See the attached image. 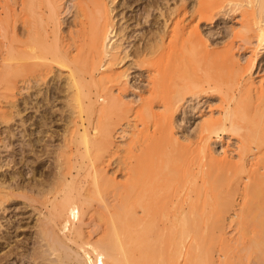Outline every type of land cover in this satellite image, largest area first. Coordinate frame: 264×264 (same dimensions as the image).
<instances>
[{"label": "bare ground", "instance_id": "1", "mask_svg": "<svg viewBox=\"0 0 264 264\" xmlns=\"http://www.w3.org/2000/svg\"><path fill=\"white\" fill-rule=\"evenodd\" d=\"M126 1L0 0V146L10 158L0 160V210L31 208L49 252L16 243L0 263L264 264V82L254 74L264 0H144L133 19L146 30L133 41L115 20ZM230 13L223 41L210 42L214 31L200 26ZM210 92L217 112L187 104ZM187 107L198 119L191 135L175 120ZM143 109L152 126L140 115L128 148L110 152L120 125L111 116ZM223 135L236 139L235 156L212 147ZM129 151L147 159L138 171L122 161L123 183L97 164ZM74 154L93 169L80 173ZM92 225L95 241L81 243Z\"/></svg>", "mask_w": 264, "mask_h": 264}, {"label": "rangeland", "instance_id": "2", "mask_svg": "<svg viewBox=\"0 0 264 264\" xmlns=\"http://www.w3.org/2000/svg\"><path fill=\"white\" fill-rule=\"evenodd\" d=\"M118 1L119 2L120 1L121 2H125V0H118ZM134 1H135V3H134ZM143 1L144 0L138 1V2H137V0H127L126 2H127L128 6H129L128 8L118 7L116 9V11H114V13L117 15V16L115 15V18H116L115 20L118 21V26L119 27H127L128 26L127 31L129 32L128 33L129 36H131V38L129 39V41H133L134 40V38L132 36L138 35V34H140V32H144L146 30V29L144 30V28H145V27H143L144 25H142V24L141 25H136L137 23H135L134 22L135 20L133 19L134 16L136 14L140 13L141 9L143 8V6H144L143 4H145ZM189 2H187V4L183 8H188L187 6H188ZM178 5H179V2H178ZM169 6L170 7H174L175 6V1L170 0ZM112 7H115V3H114V5H112ZM151 13H152V17L154 19L158 18V15H159V12L158 11L153 10V11H151ZM232 15L234 16V14L230 13V15L228 17H227V15L225 17H223V15L220 14V16H218V18H221V19L220 20L218 19V21L216 22V24L215 23L214 24H211V25L202 24L200 26L201 30L206 35H208L209 34L208 32H211V30L214 31L215 34L212 32L214 37L212 36V34L209 35V40H211L210 42L213 43V41H214V43H215V42H222L223 41V38H225L224 35L227 34V32H228L225 27L230 25V23H227V20L229 21V20H231V18H234ZM235 17H236V15H235ZM234 21H232V22H234ZM233 25L237 27V24H233ZM234 44L236 45L235 46L236 47L235 48V51L239 55H241V58H242V56H243V58H246V57L249 56L248 53H244L245 52L244 49L241 48V50H240V48L237 47V44H238L237 43V40L234 41ZM259 59H260V62L258 64L257 68L255 69V73L254 74H255L256 80L259 78V79H261L264 82V50H262V52L259 54ZM132 71H134V70H132ZM139 73H140L139 71L135 70V72H133L130 75V77L133 78L132 83L138 77ZM140 74H142V73H140ZM141 78L142 77H139V79L137 81H135V84H139V86H145L146 85L145 82L144 83L143 82H140L139 83V81H140ZM211 93L212 92H210V94L209 93H207V94L206 93H202L203 95L202 94L201 95L203 97L200 96L195 101L189 100L190 102L188 101L187 104L192 105L196 101H198L199 99H202V101L199 102L198 107H202L203 106L202 107L203 108L202 111L203 112L205 111V113L206 112H210V111L213 112V113H215V112L218 111V109L216 108V104H217V99L218 98H217L216 95H212ZM59 100H60V97L57 98V100H56L57 102L54 101L53 104H52V106H54V108H56L54 110L55 111L54 114L59 113V111L61 110V107H62V104H61L62 101L61 100H62V98H61L60 102L58 103ZM205 101H207L206 104H205ZM54 103H55V105H54ZM185 107H186V104H185ZM54 108H51L52 111H53ZM57 108H58V110L59 109L60 110L58 111ZM143 110H141V112L138 110V112H139L138 114L134 113L135 111L133 112L134 114L132 113V111H129V113L127 111H124V112L121 111V113L119 112L120 114L118 113V115H117V113H115L116 114V115L114 114L115 116L114 115L111 116L112 119L114 118L113 120L111 118H109V121L110 122H111V120L114 123H115V121L118 122V123L120 122L119 123L120 125L118 123L117 124L115 123L116 127H117V125H119V126L115 129V132L113 133V142L114 143H113V145H112V147L110 149V152H111V150H112V153H113V151H122V150H125L123 147L126 146V144L129 143V141L131 139V136H132V134H131L132 129L128 127L130 124H135L136 123L137 129H135V130H137V131H138V129H140V130L143 129V127H145V126L146 127L147 126H149V127L152 126L151 123L153 122L154 119L152 118L153 120L151 119V122H150V118H151L150 113L149 112H146L147 110L146 111L144 110L145 112ZM56 111H58V112H56ZM181 112H179V113L177 112V114L175 115V120L177 122V125L179 126L178 127L179 130L178 129L177 130L180 131V132L182 130V131H184L183 132L184 134L191 135L193 133L192 131H194V127H195L198 119L196 117L194 118L192 116V112L190 113L189 107H187V110H186L185 113H183V111H181ZM124 113H126V114H124ZM145 113L146 114L147 113L149 114V117H150L149 119L146 117L148 115H146V116L144 115ZM30 114L33 115V113H30ZM37 115H38V113H35L33 116H36V118H38ZM137 115H139V116H137ZM140 115H141V117H142V115H144V117H146V120H149L148 121L149 123L147 125L145 124L144 121H142V118H141V121H138L139 120L138 117H140ZM134 116H136L137 119H135L136 117H134ZM183 117H187V118H183ZM54 118H56V119L59 118V114L58 115L57 114L54 115ZM182 118H183V120H182ZM102 120H100V122ZM143 120H145V119L143 118ZM142 122L145 124V126H142V128H141V123ZM11 124H12V127L13 128H17L16 125L14 126L13 123H11ZM144 124H142V125H144ZM51 125L53 127L52 130L54 131V134L56 133L55 134L56 136H54V138H56V139L53 138V141L52 142H53V144H55V143L57 144V141L60 140V137H59L58 134H60V130L62 129V125H61L60 121L58 122L55 119L53 120V123ZM3 129H5V127L4 126L3 127L0 126V130H3ZM183 129H185V130H183ZM138 132H140V131H138ZM180 132H179V134L182 133V132L181 133ZM230 137H232V136H230ZM14 142H16V141H14ZM141 144H142L141 146L144 145V147H146V145H147L146 144V141L145 142H142ZM235 144H236V139L235 138H233V137L232 138H229L228 135H223V136H221L220 141L219 140L217 142L215 141V144H213L212 147L215 149L216 152H221L222 151V148H225V150L228 151V154L235 156V153H236V151H235L236 150L235 149L236 148V145ZM137 146H139V145H137ZM137 146H135L136 147L135 149L137 150L136 151V154L139 153V152L141 153V150H139L140 149V146L139 147H137ZM125 148H128V147L126 146ZM0 153H1L0 154V160L1 161L4 162V160H6V158H7V160L10 159L8 157V152H4V149H2L1 146H0ZM134 154H135L134 151H132V152L129 151V152H126L123 155L124 157H126L128 159V162L129 163L127 162V159L126 158H125V161H124L123 160L124 157L121 156L120 154H117V156H113V157H109V156L106 155L107 157H104L102 159V161L101 160L98 161L97 164L101 162L100 164H103L104 166L103 165L100 166V164H98V165L100 167L103 166L104 172L107 173L110 178L115 179L117 182L123 183L124 182V175H125V172L126 171L124 172L123 169H121L122 168L121 167L122 166V161H123V163L125 162V164H128L129 166L132 165L134 167V165H135L136 170L138 171V169L142 168V165L145 163L144 161H146V159H147V157L144 158V154H142L143 156L139 154V156H138L139 157V161H138L137 155L136 154L134 155ZM148 154L150 156V153H148ZM129 155H131V156L133 155V157H132L133 160L132 161H131V159L128 158ZM131 156H130V158H131ZM145 156H147V154H145ZM121 157H122V159H121V162H120V158ZM140 158H142V159L140 160ZM71 160L78 167H81L80 173H83L85 170H88V171L90 170L91 171L93 169V168L92 169L90 168L91 167V165H90L91 164V161L89 159H87V157H81L78 154H74V155L71 156ZM102 162H104V163H102ZM132 162L133 163L135 162V164L133 165ZM140 162H141L142 165L140 164ZM130 163H132V164L130 165ZM47 164H48V161H47ZM125 164L123 166H125ZM138 164L141 165V167ZM119 165H121V166H119ZM5 169H7V170H5L6 173L9 172L8 171L9 168L5 167ZM25 206H26L25 204L16 205V207L15 206L13 207V205H8V209H6L5 212H2L0 210V226H1L0 227V235L1 236H5V235H8V232H9L10 233L9 236L11 237V239L9 241L10 242V245L9 246H7L5 244V242L0 241L2 243V245H1L2 246L1 247L2 250L0 251V256H2L4 253L8 252L11 247H13V246L15 247L16 246V243L18 245L21 244L18 247V251L19 252L22 251L21 248L22 249H26L27 250V253H31V252H33V250L36 247H37L38 251H39V248H41V247L43 248L44 247L43 246L44 243L42 241L40 242V240H38V237H37V228H36V226L38 225V223H36V222H38V220H37L38 219V216H36L34 214L35 212L33 213V211H31L32 210L31 208H29L27 206L25 207ZM99 223H100V221L97 220L96 225L97 224L100 225ZM18 225L20 226V228H17ZM90 229L92 230L91 235L88 236L90 238H87V239L85 238L86 241L85 240L84 241L82 240L83 242H81V243H84V242L85 243L86 242L87 243H90V242L93 243V241H95L94 240L95 239V235L97 234L98 231L96 232V229L95 228H94L95 229V231H94L93 225H92V227L90 226ZM34 238H35V240H34ZM36 239L38 241H36ZM33 241H36V242L34 243ZM39 242H40V244H39ZM38 246H39V248H38ZM33 247H34V249H32ZM43 251H45V252H43ZM42 252H43V254L49 253L44 248L42 249ZM89 252H90V250H89ZM51 258H53V256ZM9 261H10L11 264H33V263H28V262H26V263L15 262L14 258H13V260L11 259ZM26 261H28V260H26ZM40 261H38V262H40ZM0 264H4V261L1 262Z\"/></svg>", "mask_w": 264, "mask_h": 264}]
</instances>
